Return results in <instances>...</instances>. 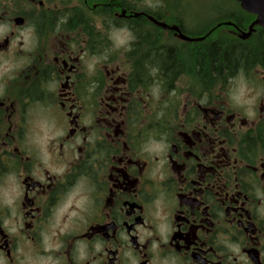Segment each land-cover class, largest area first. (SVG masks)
<instances>
[{
	"label": "flooded vegetation",
	"instance_id": "1",
	"mask_svg": "<svg viewBox=\"0 0 264 264\" xmlns=\"http://www.w3.org/2000/svg\"><path fill=\"white\" fill-rule=\"evenodd\" d=\"M230 1L0 0V264H264V55L206 53L264 26Z\"/></svg>",
	"mask_w": 264,
	"mask_h": 264
},
{
	"label": "trees",
	"instance_id": "2",
	"mask_svg": "<svg viewBox=\"0 0 264 264\" xmlns=\"http://www.w3.org/2000/svg\"><path fill=\"white\" fill-rule=\"evenodd\" d=\"M222 46L224 47L222 48ZM237 46L238 45L235 44L222 42L210 43L206 53L208 54V60L213 68L217 70L221 64L225 63L228 65L226 68H229L228 70L230 71L238 64L251 63L264 55V52L260 51V49L253 51L246 50L242 48V46ZM169 56L170 54L167 55L168 59L163 58V61L169 62ZM204 56L201 55L199 61H204Z\"/></svg>",
	"mask_w": 264,
	"mask_h": 264
},
{
	"label": "rangeland",
	"instance_id": "3",
	"mask_svg": "<svg viewBox=\"0 0 264 264\" xmlns=\"http://www.w3.org/2000/svg\"><path fill=\"white\" fill-rule=\"evenodd\" d=\"M181 1H185V0H181ZM147 5H152L151 1H147ZM224 3L227 6H225V9H229L231 12L232 10H234L233 8L235 7L234 4H232V1L230 0H192V4L190 5L189 9H188V14H194V13H198L199 11H197L199 9V6L202 4L203 11H201L200 13H204L205 15H209L210 16V20L214 19V16L216 15L217 12V8L219 4ZM202 7H200L201 9ZM208 17V16H206ZM115 39V41H117V43H119L120 45L125 43V39L127 38L126 34H117L116 36L113 37Z\"/></svg>",
	"mask_w": 264,
	"mask_h": 264
},
{
	"label": "water",
	"instance_id": "4",
	"mask_svg": "<svg viewBox=\"0 0 264 264\" xmlns=\"http://www.w3.org/2000/svg\"><path fill=\"white\" fill-rule=\"evenodd\" d=\"M236 1L239 2L241 8L246 12L256 14L257 18L255 22H258L264 26V0H236ZM160 24L164 28H171L164 23H160ZM180 37L188 41L196 40L193 38H187L181 34Z\"/></svg>",
	"mask_w": 264,
	"mask_h": 264
}]
</instances>
